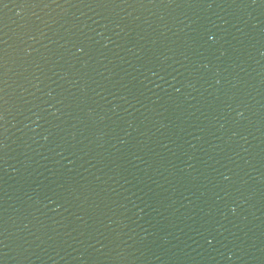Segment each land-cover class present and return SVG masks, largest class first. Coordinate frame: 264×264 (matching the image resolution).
I'll use <instances>...</instances> for the list:
<instances>
[{
  "label": "water",
  "instance_id": "water-1",
  "mask_svg": "<svg viewBox=\"0 0 264 264\" xmlns=\"http://www.w3.org/2000/svg\"><path fill=\"white\" fill-rule=\"evenodd\" d=\"M0 264H264V0H0Z\"/></svg>",
  "mask_w": 264,
  "mask_h": 264
}]
</instances>
